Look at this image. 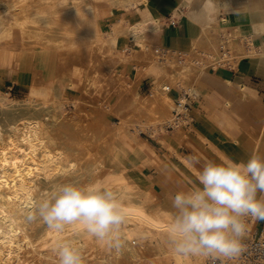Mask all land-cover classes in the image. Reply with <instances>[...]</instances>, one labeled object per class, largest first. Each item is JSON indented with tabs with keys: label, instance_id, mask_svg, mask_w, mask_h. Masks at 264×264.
I'll list each match as a JSON object with an SVG mask.
<instances>
[{
	"label": "bare ground",
	"instance_id": "obj_1",
	"mask_svg": "<svg viewBox=\"0 0 264 264\" xmlns=\"http://www.w3.org/2000/svg\"><path fill=\"white\" fill-rule=\"evenodd\" d=\"M93 1L0 0V72L13 67L18 70L17 78L25 81L29 75L31 84V92L27 97L11 101H7L8 92L0 89V261L4 255L11 253H5L7 246L13 245V250L16 248L19 251L23 248L24 241L33 247L36 263L47 259L59 264L58 253L53 254V249H39L48 244L55 245V240L60 235L57 229L43 231L40 226L44 220L39 209L43 203L51 201L53 194L61 186L73 184L111 193L118 211L124 214L123 221L114 226L103 240L96 238L88 230L84 235H79V229L74 223L68 229L65 227L67 231H74L68 241L81 256L82 264H207L211 254L192 259L191 255L176 252V242L172 235L174 223L162 221L153 211L151 203L154 201V192L150 190V184L137 190L130 201L123 197V193H131V190L120 182L123 168L128 167L120 148L122 139L128 136L121 135L120 126L99 124L100 128L106 130L107 127L109 131L106 134L89 131L84 140V135L80 133L72 138L73 130L77 129L76 120L80 118L75 111L84 107L91 114L95 111L98 113L102 108L106 109L105 101L111 95L108 93L107 97L105 92H101L102 88L98 87V96H94L97 100H91V89L83 91L81 88L85 79L81 74L77 83L82 94L71 99L67 96L66 89L76 82L74 71L68 69L60 72L57 67H52L48 77L36 78L31 66L41 60L45 52L53 54L61 48L75 49L79 42L87 40L92 46L107 48L119 58L118 63L127 66V69L132 64V71L127 74V78L134 75L139 81L149 66H155L159 74L155 88L144 102H140L141 105L135 109L134 115H130L129 121L136 122V117L143 118L151 122L148 126L145 125L151 132H166L167 127L174 123V104L167 87H177L194 98V84L203 75L197 71V62L218 60L219 66L226 58L230 57L232 61L240 56L248 57L252 68L264 67V17L261 16V7L244 8L251 16L246 33L242 28L234 30L233 25L224 23L225 19L220 12L225 2L203 0V4L197 5V16L193 17L202 26L203 33L194 39L191 50L180 52L179 64L175 55L170 58L172 50L163 46L162 19L135 12L138 0H102L108 8L114 9L113 19L107 29L102 27L101 21L105 10L110 9L95 8ZM133 13L136 18L130 16ZM211 27L218 33L213 34L215 36L212 38H223L222 49L228 43L232 45V50H228L230 55L228 52L220 55L219 39L215 45L211 44L208 51L195 48ZM258 37L263 44L257 43ZM130 41H134L138 47L130 46ZM153 48L156 51L154 53ZM236 51L239 53L232 54ZM198 54L200 58L196 56ZM52 66H55V61H52ZM132 86L133 83L130 82L129 87ZM127 92L132 96V103L138 102L140 96L134 88H129ZM102 95L106 97L101 98ZM241 95L244 96L245 92L242 91ZM69 104L75 110L73 113L67 108ZM108 108L116 114L115 109L120 110L116 100ZM187 116L190 117L189 112ZM104 119L107 121L108 118ZM184 126L181 124L175 127L183 132ZM57 127L64 129L66 135L56 137L54 130ZM4 141L6 146L1 145ZM79 150L81 153L84 150L81 155H84V160L83 157L81 161L78 160L81 156L75 158L77 156L74 154ZM116 160L123 168L114 164ZM107 173L113 177V184L108 186L104 185ZM143 194L144 197L141 198ZM123 199L128 203H124ZM252 218L254 217L246 218L245 234L250 231ZM157 230L162 231L164 255L159 260L150 257V260L143 263L141 257L147 251L143 250L144 247L137 242L135 236L141 233L144 238L151 237ZM106 240L112 245L110 253L105 252ZM122 253L129 261L123 259Z\"/></svg>",
	"mask_w": 264,
	"mask_h": 264
},
{
	"label": "crops",
	"instance_id": "obj_2",
	"mask_svg": "<svg viewBox=\"0 0 264 264\" xmlns=\"http://www.w3.org/2000/svg\"><path fill=\"white\" fill-rule=\"evenodd\" d=\"M221 1L225 2L220 12L224 23L248 24L251 16L244 10L248 6L261 7V16L264 17V0ZM203 2L138 0L135 12L161 18L163 46L185 53L191 48L194 39L203 33L202 26L193 19L198 13L197 5ZM213 13L216 14L214 9ZM256 40L261 41L259 37ZM197 64L205 68L206 73L194 84L195 97L189 106L191 122L184 131L174 128L166 132L152 131L153 135H150L140 130L135 138L125 134L128 137L122 139L120 146L125 164L134 168L137 174L133 184L138 185L139 190L150 184V190L154 192V201L151 203L153 211L159 219L171 224L175 223L178 215V209L174 207L175 194L191 193L202 187L198 177L209 161H226L229 157L244 161L252 154L264 156V67L252 68L248 57L231 64L223 61L219 66L214 62ZM4 76L7 75H0V78ZM153 76L156 84L159 74L155 66H149L138 85L139 89L143 91L148 86L145 91L150 94L155 86L151 87ZM18 82L29 86L27 97L31 92L29 75L25 81ZM18 82H13L9 88H15ZM72 87L78 88L74 84L66 89L69 98L80 95L79 91V94L70 97L69 89ZM242 91L245 92L244 96L241 95ZM170 96L173 101L176 100L178 88L171 91ZM257 198L264 199V193L258 192ZM254 221L256 218H252L251 228Z\"/></svg>",
	"mask_w": 264,
	"mask_h": 264
},
{
	"label": "clouds",
	"instance_id": "obj_3",
	"mask_svg": "<svg viewBox=\"0 0 264 264\" xmlns=\"http://www.w3.org/2000/svg\"><path fill=\"white\" fill-rule=\"evenodd\" d=\"M202 186L191 193L177 192L178 215L172 230L176 252L183 255H214L230 260L241 250L246 218L264 219V156L250 155L244 161H209L198 177ZM43 220L59 229L64 224L83 223L103 240L124 219L109 192L73 184L61 186L51 201L39 209ZM59 264H82L69 246L58 250Z\"/></svg>",
	"mask_w": 264,
	"mask_h": 264
},
{
	"label": "rangeland",
	"instance_id": "obj_4",
	"mask_svg": "<svg viewBox=\"0 0 264 264\" xmlns=\"http://www.w3.org/2000/svg\"><path fill=\"white\" fill-rule=\"evenodd\" d=\"M93 4L95 6V8H103V10L107 9V4L102 1V0H94ZM144 5V3H143ZM142 7V6H141ZM110 9V8H108ZM105 14H104V18L102 19L101 23H102V27L104 29H107L108 24L111 23L112 19H113V14H114V9L111 8L110 10H105ZM109 11V12H107ZM139 14V13H138ZM133 18H136L134 13L130 15ZM250 25V23L248 22V24L245 25H240V26H236L233 25V29L234 30H242L244 32H248V26ZM213 34H218L216 31L213 30V28L211 27V29L209 28V30L207 29V34L204 35V37H202L197 46H195L196 49H204L203 51H208L209 49H211V44L213 43V45L216 44L217 40L216 38H212V36H215ZM209 36V37H208ZM208 37V38H206ZM248 38V37H247ZM223 41V38L221 37V39L219 38L218 42V48L220 51V55L222 56V54H224L225 52H228V50H232V47L226 46L224 49H222L221 47V42ZM262 41V40H261ZM261 41H258L259 44H263ZM257 42V43H258ZM196 43V42H194ZM129 45L132 47H138L136 45V43L134 41H130ZM193 44L191 46V48L189 50H191L193 48ZM210 47V48H209ZM208 48V49H207ZM152 52H156L155 49H152ZM244 52V51H243ZM176 53V54H175ZM204 53V52H203ZM229 53V52H228ZM239 51H236L232 54L236 55L238 54ZM240 53H242V51H240ZM147 54L150 55V53L147 52ZM231 53H229L230 55ZM169 55L173 57L175 55L176 57V61L179 62V64L181 63V53L179 51H170ZM196 56H200L199 54ZM202 56L207 57L205 55L202 54ZM54 57V58H53ZM201 57V56H200ZM199 57V58H200ZM240 58V56L234 58V61H238ZM118 57L113 55L107 48H97L95 45L92 46V44H90V42L85 41V42H79L78 46L75 49H66V48H61L59 50H56V52L54 51V53L49 54L48 52H45L42 55L41 60H39L37 63H34V66H31V70L33 71V75L37 78V77H48L50 75V71L52 70V67H57L58 71L62 72V71H66V70H70V71H74V78L76 80L75 82V87L77 86L78 90L76 88H71L69 89V96H75L76 94H82L79 86V80L81 79V76L83 75L85 77L83 84L81 86V88H83V91H86L88 88L91 89L88 90V92L90 91V95H91V100L96 99V97L98 96L96 93H98L96 90H98V87H101L102 90L101 92H105L106 96L108 97V93L111 95V97L108 99H106L105 101V105H106V109L102 108V110H100L98 113L97 111L93 112V114H91L88 110H84L86 108H81V109H77V111H75L73 109V106L71 104H69L67 106V108H69L68 110L70 112H76V114H78L80 116V118L78 120H76V126L77 129L73 130V134H72V138L77 136L78 133H80L83 136V140L87 138V134L89 131H97L106 134V132L109 131V128L106 127L102 129V127H99V124L102 125H108L111 126V124L115 127L120 126L121 127V135L122 136H126L125 134H127L128 136H132V137H137V135L139 134L140 130H143L145 132H148L150 135H153L152 132H150V130L148 128L145 127L148 126L149 123H151L150 121H146L143 118H138V120H136V122H130L129 119H131L130 115H134L135 114V109L138 108V106H140V102H144V100L146 98H148V96L150 95L148 92L146 93V89H148V86L146 88L142 90L139 89V83L142 79L138 81L137 79H135V77H130L127 78V74L132 71V64L130 65V68L127 69V66L121 65L120 63H118ZM236 59V60H235ZM231 61V58H226L224 61ZM49 61H51L49 63ZM52 61H55V66H52ZM200 65H204V64H208V63H212L214 62L215 65H218V60H208V61H199ZM177 63V65H179ZM225 64V63H224ZM197 71L198 73H204L205 68L199 66L197 64ZM200 67V68H199ZM148 69V68H147ZM146 69V70H147ZM30 70V71H31ZM7 75L4 76L3 79L0 78V89L4 90L5 92H8L9 96L7 97V101H11L13 99H17V98H23L25 97L28 92H29V86L26 83H22V82H18L21 81L20 78H17L18 75V70L14 69L13 67H8L6 69L1 70L0 75ZM82 74V75H81ZM145 74V73H144ZM13 82H18L19 84L13 88L10 89L9 87L13 84ZM130 82L133 83L132 87H129ZM155 84V77L153 76V83L152 86L153 87ZM156 85V84H155ZM138 87V90H137ZM129 88H134L136 93L140 96L138 102H136L135 104L132 103V96L128 94L127 91H129ZM155 88V86H154ZM177 88V87H174ZM153 90V89H152ZM142 95H140L139 93ZM152 92V91H151ZM95 94V95H94ZM149 94V95H148ZM96 96V97H94ZM105 95H102L101 98H105ZM77 96L71 98V99H75ZM115 97V98H113ZM193 97V96H192ZM113 98V99H112ZM115 100L118 102V108L120 110H116L117 114L115 112H111L108 108L109 105H111L112 103H115ZM172 104H174V101H172ZM88 106V105H86ZM171 107V105H170ZM171 114V112H170ZM134 117V116H132ZM104 118H108L107 121H105ZM121 121H123L124 123L121 124ZM143 121H146L143 122ZM101 122V123H99ZM103 122V123H102ZM136 125H139V127L137 128ZM184 126V125H183ZM185 128V126H184ZM64 129H60L59 127H57L54 130V133L56 134V137H59V135L65 134V132L63 131ZM102 130V131H100ZM158 131V130H156ZM182 132V131H180ZM159 133V132H157ZM66 135V134H65ZM160 141H163L161 138H159ZM5 144V145H4ZM6 141H4L1 145L2 146H6ZM80 147V146H79ZM83 147V146H82ZM2 148V147H1ZM82 151V150H81ZM77 154H74L75 158H79L83 153L84 150L82 151V153L79 151L75 152ZM81 153V154H80ZM83 157V158H82ZM81 158L84 160V155L81 156L78 160L81 161ZM116 166L119 168H123V165L118 162L117 160L115 161ZM123 174L121 175V180L120 182L123 183V185L126 187V189H130L131 193L129 192H125L123 193V197H125L127 200H132L133 196L136 195L137 190H139L138 188H140L138 185H134L133 184V180L136 179L137 174L135 173L134 168H129V167H125L123 168ZM106 177V181L104 183V185L108 186L113 184V177L111 174L107 173L105 175ZM144 197V194L141 195V198ZM126 199H123L124 203H128V201ZM122 214V213H121ZM124 215V214H122ZM251 217H249L248 219H250ZM255 218V217H254ZM246 221V220H245ZM75 224V226L77 225V229L79 232V235H84L85 232L87 231V228L85 225H83V223L81 222H73ZM71 223V224H73ZM246 223V222H245ZM71 224H64L61 228L57 229L54 226H50L46 221H43V223L41 224V228L43 229L44 232H47L49 230H53V229H57L58 232L60 233V235L56 238L55 240V245H46L43 247H39V249H53V254L58 253V250L63 247V246H69L71 248L74 249L73 244H70L68 241V237L70 235H74V231H67V229L71 226ZM251 225H253V229L250 228V231H248L249 233H246L244 235V238L248 237L251 235V233L254 231H257L259 234L262 233L263 227H264V219H259L256 218V221H254L253 223H251ZM67 227V229L65 228ZM250 227V225H249ZM65 228V230H64ZM62 230V232H61ZM67 233H66V232ZM161 234L162 231L161 230H157L155 233L152 234L151 237H143L141 233H138L135 236V239L137 240L138 243H141L142 246L144 247L143 250L146 252L147 254L141 257V261L143 263H145L146 261L150 260L149 258H154L159 260L160 258H162V256L164 255V249L162 246V239H161ZM13 246V245H12ZM12 246H7V249L5 250V253L11 252L8 255H4L3 258L0 261V264H55L52 261H47V259H42L41 262L42 263H36L35 259L36 256L33 254V247L31 246V244L29 242H24L22 241V247L21 250L19 249L16 250V248L13 250ZM12 247V248H11ZM56 247H60V248H56ZM105 252L106 253H110L112 251V245L111 242L109 240H106L105 242ZM12 249V250H11ZM11 250V251H10ZM18 251V252H17ZM32 251V252H31ZM15 252V253H14ZM31 254H29V253ZM28 253V254H27ZM123 259H126V261L128 260L127 257L125 256L124 253H122ZM10 259H9V258ZM13 261H12V258ZM192 259L197 258V256H191ZM31 261H34V263H31ZM129 261V260H128Z\"/></svg>",
	"mask_w": 264,
	"mask_h": 264
},
{
	"label": "built area",
	"instance_id": "obj_5",
	"mask_svg": "<svg viewBox=\"0 0 264 264\" xmlns=\"http://www.w3.org/2000/svg\"><path fill=\"white\" fill-rule=\"evenodd\" d=\"M229 64L233 62H227ZM174 87H167L168 92L173 91ZM179 91V96L174 100V107L172 110V115L174 118V123L170 124L167 129L171 130L176 128L181 124L188 125L191 122V118L187 116L189 112V106L194 98L190 93L185 91ZM264 228V227H263ZM249 233V232H248ZM241 250L239 254L230 260H225L219 256H211L208 259L207 264H264V235L258 233L257 231L252 232L250 236L242 238Z\"/></svg>",
	"mask_w": 264,
	"mask_h": 264
}]
</instances>
